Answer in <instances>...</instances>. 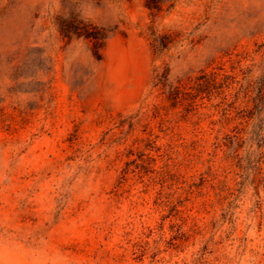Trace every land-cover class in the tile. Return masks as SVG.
I'll return each mask as SVG.
<instances>
[{
  "label": "rangeland",
  "instance_id": "rangeland-1",
  "mask_svg": "<svg viewBox=\"0 0 264 264\" xmlns=\"http://www.w3.org/2000/svg\"><path fill=\"white\" fill-rule=\"evenodd\" d=\"M263 77L264 0H0V264H264Z\"/></svg>",
  "mask_w": 264,
  "mask_h": 264
},
{
  "label": "trees",
  "instance_id": "trees-1",
  "mask_svg": "<svg viewBox=\"0 0 264 264\" xmlns=\"http://www.w3.org/2000/svg\"><path fill=\"white\" fill-rule=\"evenodd\" d=\"M216 79H217L216 75L211 74L208 77L205 76L204 84L201 86L199 85L197 91L202 94H206L208 99H210L212 96V89H214L215 86H217L218 84ZM256 84H257L256 85L257 96L253 104H254V109L257 110L259 108L261 100L264 99V77L260 81L256 82ZM223 111L225 112V114H227L228 110L226 108H223ZM227 115L230 114L228 113ZM253 115L254 114H252V116L251 115L248 116V118L253 119L254 118ZM263 127H264V119H259L258 123L253 124V129L251 130L252 136L250 138L251 145L248 153V162H251L250 160L253 154L252 148L254 144H256L257 151H259L258 155H263V152L261 151L264 148V136L262 134V131H264ZM227 139L229 143H224V142L221 143L219 138H216L215 142L212 143L211 151L206 153L207 156L209 157L207 159V166H206L207 172H203L200 174V181L203 183V185L206 183L210 184L211 188L214 191V196L217 198L216 200L220 204L229 201L230 199L234 201L237 198V196H235V191H239V189H235L227 185L225 180L218 179V177L220 176L226 178V172L225 170L222 169V173H220V167L216 166L213 161L214 157L217 155V151L222 150L223 146L226 147V149L230 150L233 155L237 153V147L233 146V140L234 141L239 140L240 137L234 134L232 136L228 135ZM167 169H168L167 164L162 166L161 168L162 172L159 174L161 180L166 179V175L170 174L169 170ZM258 170L260 171L261 168H258ZM215 180H218L217 184L214 182ZM210 200L211 199H208V201ZM205 204L206 202L204 203V205Z\"/></svg>",
  "mask_w": 264,
  "mask_h": 264
}]
</instances>
